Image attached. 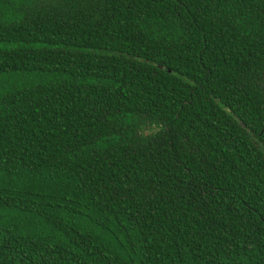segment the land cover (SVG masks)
Returning a JSON list of instances; mask_svg holds the SVG:
<instances>
[{
  "label": "trees",
  "instance_id": "trees-1",
  "mask_svg": "<svg viewBox=\"0 0 264 264\" xmlns=\"http://www.w3.org/2000/svg\"><path fill=\"white\" fill-rule=\"evenodd\" d=\"M0 264H264V0H0Z\"/></svg>",
  "mask_w": 264,
  "mask_h": 264
}]
</instances>
